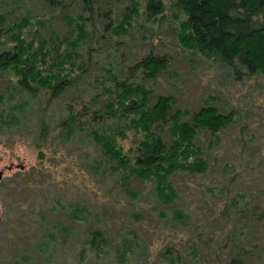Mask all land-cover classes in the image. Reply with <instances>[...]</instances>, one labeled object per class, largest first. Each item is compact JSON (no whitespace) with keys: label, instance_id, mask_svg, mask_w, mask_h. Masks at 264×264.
Returning a JSON list of instances; mask_svg holds the SVG:
<instances>
[{"label":"rangeland","instance_id":"374dc122","mask_svg":"<svg viewBox=\"0 0 264 264\" xmlns=\"http://www.w3.org/2000/svg\"><path fill=\"white\" fill-rule=\"evenodd\" d=\"M110 1L116 15L130 4V0ZM104 8L102 4L99 10ZM67 9L53 10L43 0H0V12L28 10L47 19L55 31L63 29L59 16ZM49 13L55 17L51 21ZM101 24L93 30L91 49L80 50L83 57L90 53L95 60L92 72L72 93L47 103L46 95L15 93L0 84L1 112L6 108L11 112L14 106L12 112L19 113V108L25 113L10 123L0 118V264H168L171 258L180 264H226L238 248L246 250L245 264H264L263 76L232 78L223 64L183 49L169 18L164 17L161 26L131 30L120 41L97 38L103 33ZM151 44L154 52L172 57V66L147 85L171 94L181 107H198L205 99L232 113V122L215 134L200 132L210 164L206 172L171 175L178 190L174 204L184 214L178 219L156 201L148 182L136 179L133 184L115 185L98 146L85 132L64 141L54 137L55 130L39 138L32 134L36 107H44V119L52 125L67 112L68 104L77 108L87 101L98 108L103 97L89 99L100 92L91 84L100 62L118 57L125 67ZM226 203L229 211H223ZM235 206L246 212L238 214ZM62 227L70 233L61 243ZM43 228L54 230L55 236L51 239ZM91 229L104 232L111 243L103 253L105 259L97 257L107 250L104 241L99 253L85 241ZM121 237L127 238L129 250L116 261Z\"/></svg>","mask_w":264,"mask_h":264},{"label":"trees","instance_id":"16d2710c","mask_svg":"<svg viewBox=\"0 0 264 264\" xmlns=\"http://www.w3.org/2000/svg\"><path fill=\"white\" fill-rule=\"evenodd\" d=\"M43 1L53 10L68 8L67 12L59 11L64 23L61 31H55L47 19L28 10L0 12V84L15 93L46 95L47 103L72 93L79 83L87 81L94 67L90 53L85 58L80 50L91 49L89 44L98 22L102 21L103 33L97 38L120 41L131 30L161 26L164 17L175 26V37L183 49L223 64L232 78H264V0H130L127 11L120 15H116L110 0H72L66 5L63 0ZM102 4L105 8L100 11ZM53 18L49 13L48 19ZM153 47L151 44L150 50L125 67L118 57L100 62V72L91 82L93 89L100 92L89 99L92 102L103 97L98 108H91L87 101L77 108L68 104L67 112L52 125L44 119V107H36L32 134L39 138L55 130L54 137L64 141L74 138L80 130L85 132L98 146L104 169L113 175L115 185L133 184L136 179L148 182L156 201L167 206L172 217L178 219L184 214L175 207L178 190L171 175L206 172L210 164L207 148L199 140L200 132L215 134L232 122V113L223 112L205 99L198 107H181L171 94L147 85L172 66V57L154 52ZM3 95L0 92V104ZM11 109L10 112L6 108L3 113L0 109L1 120L10 123L25 114L19 108V113L12 112L14 106ZM229 207L226 203L223 211H229ZM235 207L238 214L246 212ZM58 230L60 242L67 241L69 229ZM53 231L48 230L51 239L55 236ZM103 234L91 229L85 241L97 249L95 253H99L104 241L107 250L97 257L105 259L111 243ZM40 243L44 244L43 240ZM127 244V238L121 237L120 246L116 245V261L125 257ZM241 251L238 248L230 254L226 264H245L246 250ZM168 264L180 263L171 258Z\"/></svg>","mask_w":264,"mask_h":264},{"label":"water","instance_id":"95a60500","mask_svg":"<svg viewBox=\"0 0 264 264\" xmlns=\"http://www.w3.org/2000/svg\"><path fill=\"white\" fill-rule=\"evenodd\" d=\"M0 175H1V172H0Z\"/></svg>","mask_w":264,"mask_h":264}]
</instances>
